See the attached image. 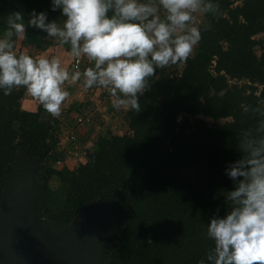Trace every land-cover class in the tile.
<instances>
[{
	"label": "trees",
	"instance_id": "16d2710c",
	"mask_svg": "<svg viewBox=\"0 0 264 264\" xmlns=\"http://www.w3.org/2000/svg\"><path fill=\"white\" fill-rule=\"evenodd\" d=\"M216 3L181 75L158 68L141 110L126 112L128 130L98 135L73 167L46 163L63 152L46 110L22 108L23 87L0 92V196L19 150L37 152L42 224L61 234L106 199L122 216L99 264H198L212 243L208 217L223 215V189L232 186L224 168L239 155L240 130L253 123L244 106L264 102V0ZM33 8L47 10L49 0H0V28L10 11ZM52 42L36 29L22 38L39 50Z\"/></svg>",
	"mask_w": 264,
	"mask_h": 264
},
{
	"label": "clouds",
	"instance_id": "9594fccd",
	"mask_svg": "<svg viewBox=\"0 0 264 264\" xmlns=\"http://www.w3.org/2000/svg\"><path fill=\"white\" fill-rule=\"evenodd\" d=\"M217 8L216 0H49L47 10L10 11L0 28V92L23 87L57 117L70 96L67 85L79 83L107 89L114 109L139 112L149 78L194 54L202 38L197 16ZM49 10L59 15L49 18ZM28 29L65 48L75 66L18 51ZM243 110L253 123L240 130L239 155L224 168L232 186L223 189V215L217 209L208 217L212 243L198 264H264V102Z\"/></svg>",
	"mask_w": 264,
	"mask_h": 264
},
{
	"label": "water",
	"instance_id": "95a60500",
	"mask_svg": "<svg viewBox=\"0 0 264 264\" xmlns=\"http://www.w3.org/2000/svg\"><path fill=\"white\" fill-rule=\"evenodd\" d=\"M31 185L28 177L26 181L7 185L5 194L2 193L0 264H99L113 235L116 213L120 215L114 205L115 212L109 215L106 199L94 207L96 211L93 214L81 217L72 230L61 236L56 232L50 237L42 231L50 228L39 221L38 199L34 206L36 197ZM38 229L42 234L40 238L34 234Z\"/></svg>",
	"mask_w": 264,
	"mask_h": 264
},
{
	"label": "rangeland",
	"instance_id": "374dc122",
	"mask_svg": "<svg viewBox=\"0 0 264 264\" xmlns=\"http://www.w3.org/2000/svg\"><path fill=\"white\" fill-rule=\"evenodd\" d=\"M240 1L241 0H234L235 3H240ZM196 22L199 25L203 24V16L198 14ZM257 36H261V34ZM53 44L55 43L53 42ZM56 45L57 44H55L54 46L52 45L51 47L52 51L55 52L54 54H57L59 56L60 55L63 56L65 54L68 59L65 60V58H63L61 60L63 61L62 63H65L69 65L70 67H72L73 61L70 55L68 54V52L66 51V49L60 47L59 45L57 46ZM83 63H87V61L82 59L81 67ZM184 66H185V62L177 63L174 65H169L164 68H161L163 73L162 74L160 73V74L161 75L167 74L169 76L179 77L181 75V72ZM160 74L156 75V77L161 76ZM69 85L72 87L73 84H69ZM77 93L80 99L79 101L78 99H76V102L78 103L86 102V101L88 102V105L85 107L86 113L79 114L82 117V121H79V123L77 122L76 124H74L69 121V124L68 123L64 124L63 126L64 129L62 131L58 130V126L54 124L55 125L54 133L55 135H58V139H59L58 145H60L59 148L63 150V152L60 156V159H58L57 162L53 163L52 161H46L48 165H52V166L60 168L62 165L68 164L71 167H73L76 163H78L79 160L80 161L84 160L85 156L82 155V153L85 150L92 148L94 144V140L98 137V135L103 134L106 130L110 131L113 134H123L128 130L127 123H126V112L128 109L120 108V109L108 110L107 104L104 101L108 97H111V95L107 89L101 88L99 92L96 93L89 89L84 90L81 87V88H78ZM70 98H73L72 100L75 101L76 97L73 96ZM73 113L74 112H72L71 115L73 117L75 116V120L78 121V119H76L78 118L77 114H73ZM46 118H48V116H46ZM221 120L223 121L225 119H221ZM79 124L81 125H80V128L78 129L77 127ZM59 133H62V134H59ZM71 133L75 135V138L68 140V136ZM72 144L76 145L77 148L73 149V147L71 146ZM68 150H72V152L68 154ZM74 151H76L78 154H75ZM43 169H44L43 162L39 161V154H37V152L30 154L25 149L19 150L17 162L13 167L12 175L6 181V185L4 187L3 193L5 194L7 185L9 186L15 181H20V180L26 181L27 178L29 177L32 182L31 187L33 191L35 192V197H36L34 200V206H35L36 201L38 199V189L40 186L41 174L43 173ZM56 181H57L56 178H52L51 184L55 185ZM4 194H1L0 202H2ZM106 202H107L106 203L107 212L109 213V215H112L115 212L113 210V205H112L113 201L111 199H108ZM95 211H96L95 208H88V210L85 213H83L81 217L83 218L84 216L89 215V213L91 212L93 214V212ZM116 217H117L116 223L112 231V234H114L115 230H117L119 226L121 225V223L123 222L121 215H118L116 213ZM77 224L70 225L67 231L72 230L71 228H73ZM42 231L46 232V234H48L50 237H53L55 234H57L51 228L48 229L49 232L47 231V228L42 229ZM64 233H66V231L62 232L61 234H64ZM34 234L37 236V238H40L42 235L41 230L39 229L36 230ZM61 234L58 232V235L61 236ZM103 244L105 245V242Z\"/></svg>",
	"mask_w": 264,
	"mask_h": 264
},
{
	"label": "crops",
	"instance_id": "0c3cea01",
	"mask_svg": "<svg viewBox=\"0 0 264 264\" xmlns=\"http://www.w3.org/2000/svg\"><path fill=\"white\" fill-rule=\"evenodd\" d=\"M52 45L54 46L55 44H53V42H52L46 49L39 50V49L35 48V46H33V45L22 43V39H17V49L19 48L18 50L21 52L27 51L36 57L41 56V55H50V56H58L61 58V60L63 58H65V60L68 59L65 54L63 56H61V55L59 56L57 54H54L55 52H53L51 49ZM86 64L87 63H83L82 67L81 66L80 67L83 68L86 66ZM67 87H68V90L70 92V96L65 101L64 105L62 106L61 114L57 117H53L52 115H50L46 111L47 112L46 115L48 116L50 122L53 124L54 127H55L54 124H56L58 126V130H60V131H62L64 129V127H63L64 124H66V123L69 124V121L76 124L77 120H75V116L73 117L71 115V113L74 112L73 114H77V116H80L79 114H81V113L85 114L86 113L85 107L88 105L87 101L86 102H80V103L76 102V99H78V101L80 99L78 96L77 90H78V88L82 87L81 84H79V83H77L76 85L73 84L72 87L70 85H67ZM93 88H95V89H93ZM99 88L101 89V87L94 86V87L90 88L89 90L97 93L100 90ZM73 92H75V93H73ZM73 96L76 97L75 101L72 100L73 98H70ZM111 99H112V97L111 98L108 97L104 101L107 104L108 110H114V108L112 107V104H111ZM38 105H39L38 102L25 91V93L21 99V107L26 109V110H36ZM80 125L81 124L78 125V127H77L78 129L80 128ZM59 134H62V133H59Z\"/></svg>",
	"mask_w": 264,
	"mask_h": 264
},
{
	"label": "built area",
	"instance_id": "2783aa9c",
	"mask_svg": "<svg viewBox=\"0 0 264 264\" xmlns=\"http://www.w3.org/2000/svg\"><path fill=\"white\" fill-rule=\"evenodd\" d=\"M82 61V60H81ZM75 66V64L74 63H72V67H74ZM80 66H81V62H80ZM83 117H85V116H83ZM76 119H78V123H79V121H82V117L81 116H78V118H76ZM70 139H74V136L72 135V134H69V136H68V140H70ZM72 147H73V149H76L77 148V146L76 145H72ZM69 151V153H71L72 152V150H68ZM74 153L75 154H78L76 151H74ZM79 157V156H78Z\"/></svg>",
	"mask_w": 264,
	"mask_h": 264
}]
</instances>
